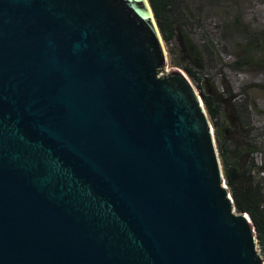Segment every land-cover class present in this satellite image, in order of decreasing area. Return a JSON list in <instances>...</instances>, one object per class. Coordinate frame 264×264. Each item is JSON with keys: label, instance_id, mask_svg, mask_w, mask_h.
<instances>
[{"label": "water", "instance_id": "water-1", "mask_svg": "<svg viewBox=\"0 0 264 264\" xmlns=\"http://www.w3.org/2000/svg\"><path fill=\"white\" fill-rule=\"evenodd\" d=\"M0 264H264L148 0H0Z\"/></svg>", "mask_w": 264, "mask_h": 264}, {"label": "trees", "instance_id": "trees-1", "mask_svg": "<svg viewBox=\"0 0 264 264\" xmlns=\"http://www.w3.org/2000/svg\"><path fill=\"white\" fill-rule=\"evenodd\" d=\"M148 2L170 65L182 69L201 96L225 183L236 210L249 216L264 257V121L250 94L264 83L234 84L226 74H249L251 66L264 75V23L244 13L241 0Z\"/></svg>", "mask_w": 264, "mask_h": 264}, {"label": "rangeland", "instance_id": "rangeland-1", "mask_svg": "<svg viewBox=\"0 0 264 264\" xmlns=\"http://www.w3.org/2000/svg\"><path fill=\"white\" fill-rule=\"evenodd\" d=\"M241 5L244 13H254L255 17L259 18L258 21L264 23V0H241ZM247 71L249 74L243 75L231 70H226V74L229 75V82L231 83V81H235L234 84L240 83L246 85L251 84L253 81L256 82V85L264 83V75L261 72H253V68L251 66L248 67ZM250 89L251 96L255 99L257 105L259 106L258 109L260 110V114L258 117L260 116L261 120L264 121V89H260L258 86L256 88L253 86Z\"/></svg>", "mask_w": 264, "mask_h": 264}]
</instances>
